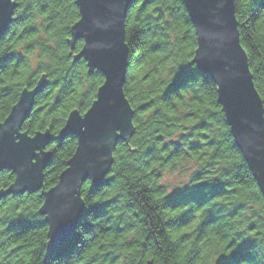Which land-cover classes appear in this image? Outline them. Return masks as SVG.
Returning a JSON list of instances; mask_svg holds the SVG:
<instances>
[{
    "label": "trees",
    "instance_id": "obj_1",
    "mask_svg": "<svg viewBox=\"0 0 264 264\" xmlns=\"http://www.w3.org/2000/svg\"><path fill=\"white\" fill-rule=\"evenodd\" d=\"M0 41V122L24 88L46 77L21 130H49L44 188L5 194L0 172V264H264V198L238 150L209 75L192 63L194 27L182 0H133L127 10L124 93L132 131L113 144L100 185L87 179L83 211L60 246L49 245L42 191L53 187L76 149L58 137L68 116L84 114L104 78L76 58L75 0H14ZM239 37L264 110V0H234ZM188 174L171 194L163 179Z\"/></svg>",
    "mask_w": 264,
    "mask_h": 264
},
{
    "label": "water",
    "instance_id": "obj_2",
    "mask_svg": "<svg viewBox=\"0 0 264 264\" xmlns=\"http://www.w3.org/2000/svg\"><path fill=\"white\" fill-rule=\"evenodd\" d=\"M132 1L75 0L79 19L71 27L69 45L83 42L76 58H84L89 72H100L104 81L89 109L84 114L72 112L59 132L60 139L73 136L77 144L57 183L42 191L40 213L48 225L49 245L60 246L72 234L83 211L82 184L90 179L93 186L100 185L112 164L113 144L132 131V109L123 90L129 53L125 21ZM182 1L196 35L192 63L215 84L234 142L264 198V110L241 45L234 0ZM16 5L14 0H0V41ZM46 84L43 76L32 89L24 88L0 122V172L15 175L5 194L44 188V169L50 160L46 147L52 135L45 130L30 136L21 128Z\"/></svg>",
    "mask_w": 264,
    "mask_h": 264
},
{
    "label": "rangeland",
    "instance_id": "obj_3",
    "mask_svg": "<svg viewBox=\"0 0 264 264\" xmlns=\"http://www.w3.org/2000/svg\"><path fill=\"white\" fill-rule=\"evenodd\" d=\"M189 172L190 171L182 173V172L178 171V172H175L173 174H167V175H165L164 179L162 180L163 184L166 185L168 191L171 194H177L187 184Z\"/></svg>",
    "mask_w": 264,
    "mask_h": 264
}]
</instances>
